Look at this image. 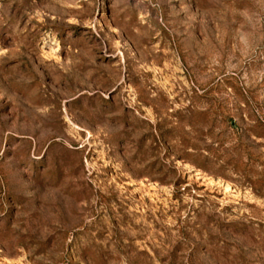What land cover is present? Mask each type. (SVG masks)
I'll list each match as a JSON object with an SVG mask.
<instances>
[{
  "label": "rangeland",
  "instance_id": "374dc122",
  "mask_svg": "<svg viewBox=\"0 0 264 264\" xmlns=\"http://www.w3.org/2000/svg\"><path fill=\"white\" fill-rule=\"evenodd\" d=\"M0 264H264V0H0Z\"/></svg>",
  "mask_w": 264,
  "mask_h": 264
}]
</instances>
